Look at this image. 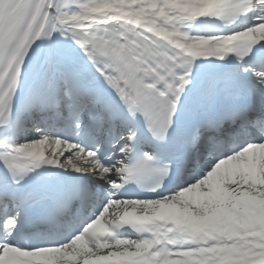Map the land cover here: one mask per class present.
Here are the masks:
<instances>
[{
  "label": "snow or ice",
  "instance_id": "1",
  "mask_svg": "<svg viewBox=\"0 0 264 264\" xmlns=\"http://www.w3.org/2000/svg\"><path fill=\"white\" fill-rule=\"evenodd\" d=\"M0 264H264V0H0Z\"/></svg>",
  "mask_w": 264,
  "mask_h": 264
}]
</instances>
